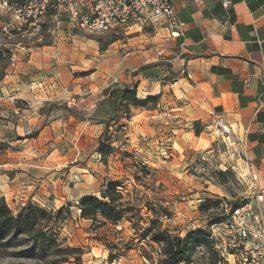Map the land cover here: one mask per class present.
<instances>
[{"label": "crops", "instance_id": "obj_1", "mask_svg": "<svg viewBox=\"0 0 264 264\" xmlns=\"http://www.w3.org/2000/svg\"><path fill=\"white\" fill-rule=\"evenodd\" d=\"M176 7L185 27L169 42L160 24L156 34L146 31L98 52L73 35L63 16L51 43L1 45L20 63L0 82V142L37 137L28 145L30 156L8 160L0 151V169L15 171L12 177L0 175V198L14 207L50 208L53 201L59 206L55 210L71 203L74 192L62 179L66 174L72 179L79 166L71 164L55 180V173L46 174L41 147L49 136H91L92 131L101 136L105 124L91 126L64 108L109 117L113 108L98 105L113 86L136 90L140 100L156 99L153 107L132 109L129 136H177L197 149L224 126L251 178L264 187V0H176ZM154 46H165L166 57L159 58ZM47 106L53 109L46 111ZM91 162L82 170L101 169Z\"/></svg>", "mask_w": 264, "mask_h": 264}, {"label": "rangeland", "instance_id": "obj_2", "mask_svg": "<svg viewBox=\"0 0 264 264\" xmlns=\"http://www.w3.org/2000/svg\"><path fill=\"white\" fill-rule=\"evenodd\" d=\"M7 1L17 5L24 0ZM2 2L0 0V4ZM0 24H11L12 27L16 21L10 12L3 11L0 13ZM50 28H54V24L48 19L44 28V41L48 43L53 42L58 33L57 29L48 33ZM71 31L73 35L85 38L98 52L105 51L119 41L128 43L144 33L127 35L119 30L97 35L74 29ZM31 41L17 36L10 29L8 32L0 31V50L5 49L1 45L10 47L21 42L27 46ZM128 52L133 53L134 50ZM115 91L117 94L113 103L110 93ZM124 92L125 88L113 86L103 94L98 107L100 109L106 103L111 110L113 108L109 117L98 114L85 117L82 111L81 115L76 114L80 121H91V126L108 122L109 125L105 124V127L109 126V129L101 136H96L94 131L91 136H49L41 147L42 158L48 162L46 174L55 173V180L69 171L71 164L79 166L77 175L74 174L72 179L67 181L68 174L62 179L66 184L70 182L74 200L65 206H71V217L65 215L63 218L66 221L57 224L56 232L65 246L82 251L80 264H158L162 259L161 247L152 240L153 234L166 231L172 236L185 238L203 231L211 240L210 236L216 230L215 225L220 218L253 199L254 188L248 166L238 143L229 134L217 133L210 144L197 149H190L184 140H177V136L167 139L129 136L128 122L133 105L125 99ZM153 104L148 106L153 107ZM52 109V106L46 107V111ZM15 137L11 141L7 140V143L0 142V151L7 155L8 160L30 156L31 147L28 145L37 136ZM159 138L163 140L157 143ZM101 142L110 147L105 148L107 154L104 156L98 152ZM32 148L35 147L32 145ZM89 159H92L93 168L99 166L101 169L89 172L82 170ZM3 168L0 169V175L14 176L15 171H11V167ZM109 184L121 187L125 202L137 210L135 219L113 224L101 216L96 220L82 218L79 203L84 199L83 196L102 199V193ZM7 205L15 216L26 207ZM55 206L59 207L52 201L50 208L42 209L56 214L58 210H55ZM29 247L31 243L26 237L15 240L9 247L0 245V264H56L52 259L44 261L32 257L26 253ZM213 253L209 248L200 246L195 250L191 264L215 262L217 257ZM70 264L77 263L72 259Z\"/></svg>", "mask_w": 264, "mask_h": 264}, {"label": "built area", "instance_id": "obj_3", "mask_svg": "<svg viewBox=\"0 0 264 264\" xmlns=\"http://www.w3.org/2000/svg\"><path fill=\"white\" fill-rule=\"evenodd\" d=\"M3 11L10 12L16 24L2 26L1 31L10 29L36 43L44 41L47 20L54 24L48 33L55 32L63 16L72 29L97 35L119 30L127 35L146 31L156 34L161 24L168 32L165 42L182 36L185 27L177 14L176 0H24L21 5L3 0L0 13ZM153 49L159 58L166 57L165 46ZM131 55L132 52L124 54ZM19 63L18 56L10 52L7 71L15 70ZM219 129L229 134L224 126L219 125ZM252 182L253 199L220 218L210 236L220 264H264V187L256 177Z\"/></svg>", "mask_w": 264, "mask_h": 264}, {"label": "trees", "instance_id": "obj_4", "mask_svg": "<svg viewBox=\"0 0 264 264\" xmlns=\"http://www.w3.org/2000/svg\"><path fill=\"white\" fill-rule=\"evenodd\" d=\"M9 62L10 52L4 49L0 50V82L7 74ZM124 93L125 99L132 102L133 108H147L149 104L156 102V99L152 98L139 100L136 90L125 88ZM116 94V91L110 93V100L113 103H115ZM66 111L77 118L71 110L66 108ZM124 115L128 117V114L124 113ZM102 124L107 125L108 122H102ZM106 147L110 149L104 142L100 143L98 152L102 156L107 154ZM120 188L119 185L109 184L107 190L102 193V199L95 196L84 198L79 203L82 218L96 220L98 216H101L113 224L125 219H135L137 210L133 205L125 202L126 199ZM71 214L70 205L68 208L59 209L56 214L49 213L37 206L28 205L15 216L5 199L0 198V245L9 247L15 240L26 237L31 243V247L26 249V253L32 257L44 261L52 259L56 264H70L73 259L77 264H80L82 251L65 246L59 240V234L56 232L57 224L65 222L66 219L63 217L67 215L70 218ZM152 240L161 247L162 259L158 264H191L193 254L200 246L209 248L217 257V260L210 264H220L221 262L213 242L209 240V235L203 231H197L185 238L172 236L166 231H158L152 235Z\"/></svg>", "mask_w": 264, "mask_h": 264}]
</instances>
